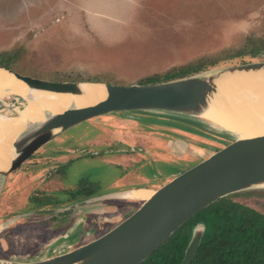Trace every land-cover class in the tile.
Instances as JSON below:
<instances>
[{"label": "rangeland", "instance_id": "rangeland-1", "mask_svg": "<svg viewBox=\"0 0 264 264\" xmlns=\"http://www.w3.org/2000/svg\"><path fill=\"white\" fill-rule=\"evenodd\" d=\"M248 36H264V0H0V51L21 48L26 69L72 78L138 83L144 76L238 47ZM4 109L0 112L17 117L24 106ZM200 138L152 122L144 113L84 121L65 130L6 179L0 197V259H44L51 256L50 248L77 246L111 230L143 200L113 195L66 214L20 216L34 207L70 204L68 190L83 179L97 196L155 190L220 145L213 139L202 145ZM111 148L125 149L108 152ZM44 157L53 160L44 163ZM53 166L62 184L48 176L42 184V174ZM40 187L61 190L50 203L36 207L29 201ZM248 191L253 193L239 200L264 211V189Z\"/></svg>", "mask_w": 264, "mask_h": 264}, {"label": "water", "instance_id": "water-1", "mask_svg": "<svg viewBox=\"0 0 264 264\" xmlns=\"http://www.w3.org/2000/svg\"><path fill=\"white\" fill-rule=\"evenodd\" d=\"M0 70L12 75L29 92L83 95L85 92L81 88L82 84H100L104 85L107 94L104 100L83 107L72 105L58 113L45 110L46 117L42 122L28 125L18 136L19 150L13 158L0 162V180L22 169L62 132L89 120L124 117L129 113H162L191 118L199 124L218 128L221 130L219 134H225L231 139L229 143H224L212 136L181 130L201 137L202 140L199 141L202 145L205 139H213L220 145L197 164L174 174L166 183L152 189V195L143 200L136 210L101 236L44 259L29 262L0 259V264H141L198 211L231 194L264 189V133L241 137L214 126L203 117L212 100L220 93L222 81L242 74L264 72V60L224 66L159 83L129 85L51 81L23 75L3 65H0ZM225 94L223 101L226 104ZM5 104L25 107L28 100L12 93L0 97V111L8 109ZM116 194L118 193L93 197L65 209L36 210L20 217L61 212ZM204 232L203 223H197L192 228L190 241L180 264H191Z\"/></svg>", "mask_w": 264, "mask_h": 264}, {"label": "trees", "instance_id": "trees-1", "mask_svg": "<svg viewBox=\"0 0 264 264\" xmlns=\"http://www.w3.org/2000/svg\"><path fill=\"white\" fill-rule=\"evenodd\" d=\"M21 60V48L0 51V65L23 75L62 82L79 80L131 84L100 76L72 78L59 73H39L26 69ZM258 60H264V36H248L238 47L198 57L162 73L144 76L138 84L175 80L224 65H238ZM144 115L150 121L163 122L174 130L212 136L224 143L231 141L225 134L211 131L191 118L158 113ZM252 193L246 191L231 194L198 211L141 264H180L190 241L192 228L197 223L205 225V232L191 264H264V211L239 200L240 197ZM84 194V197L94 195L91 189ZM32 198L35 200L36 196ZM75 199L78 198L74 197L72 200Z\"/></svg>", "mask_w": 264, "mask_h": 264}, {"label": "bare ground", "instance_id": "bare-ground-1", "mask_svg": "<svg viewBox=\"0 0 264 264\" xmlns=\"http://www.w3.org/2000/svg\"><path fill=\"white\" fill-rule=\"evenodd\" d=\"M220 83V93L210 103L203 117L214 126L234 132L241 137L264 133V72L242 74ZM224 85V86H223ZM85 94H57L46 91H32L8 72L0 70V97L6 92L23 96L28 100L17 117H9L0 112V162L11 160L19 150L17 139L28 125L37 124L45 119L44 111L62 112L76 105L83 107L106 98L104 85L82 84ZM224 88V89H223ZM226 93V94H225ZM226 96L227 103L223 101ZM5 107H8L4 105ZM153 193L152 189H134L116 194V196L145 200ZM5 224V223H4Z\"/></svg>", "mask_w": 264, "mask_h": 264}, {"label": "flooded vegetation", "instance_id": "flooded-vegetation-1", "mask_svg": "<svg viewBox=\"0 0 264 264\" xmlns=\"http://www.w3.org/2000/svg\"><path fill=\"white\" fill-rule=\"evenodd\" d=\"M24 132V131H23ZM124 149L125 148H121V149H113V148H111L110 150H108V152H114V151H124ZM137 149H139V148H134L133 146H129V148H128V150H137ZM52 157H44L43 158V162L44 163H48V162H51L53 159H51ZM94 158V157H93ZM102 158V157H101ZM62 161H64V160H60V161H57L58 163H62ZM56 162V161H55ZM65 162V161H64ZM118 165L120 166V167H122V164L120 163H118ZM54 168H52V170L50 169V170H48L47 172H45L44 174H42L43 176H42V179H41V183L42 184H44V182H45V180H46V178H47V176L48 177H50L51 179H53L54 180V183H55V185H57L58 183L61 185L62 183H61V181H59L58 179H56L55 178V171H56V166H53ZM48 174V175H47ZM48 180V179H47ZM6 183V182H5ZM5 183L4 184H1L0 183V197H1V192H2V190H3V188H4V186H5ZM37 190H38V194H33V196H30L31 197V201H29V202H34V204L36 205V207H38V206H40L41 204H47V203H50L51 202V198L53 197V193H55L56 191H59V190H61V188H57V189H54V188H51V189H46V188H42V187H40V188H37ZM88 190H90V187H88L86 184H85V180L83 179V180H81L80 181V183L76 186V187H74L72 190L70 189V190H68V192H67V200H69V201H72L70 204H65V205H63V206H59V207H56V208H54V209H65V208H67V207H69L70 205H74V204H76V203H79V202H81V201H84V200H87V199H90V198H93V197H98L97 195H92V196H90V197H84L85 196V192H87ZM91 190H93V189H91ZM127 191V190H126ZM123 192V191H122ZM116 193H119V192H116ZM52 194V195H51ZM34 196H36V198H35V200L36 201H34L33 200V198L32 197H34ZM74 197H76V198H78V199H75V200H72ZM125 199H127V198H125ZM42 201L41 202V204L40 203H38L37 201ZM130 200H135V199H130ZM46 201V202H45ZM38 204H40V205H38ZM54 209H40V208H35L34 207V209H32V210H29L30 212H33V211H36V210H54ZM74 209V208H73ZM73 209H69V210H63V211H61V212H53V213H51L52 215H57V214H66V213H69L70 211H72ZM30 212H28V213H30ZM3 218H5V217H3ZM3 218H1V219H3ZM6 219V218H5ZM8 219V218H7ZM6 221V220H5ZM102 234H100V235H98L97 237H99V236H101ZM93 239H95V238H93ZM90 240V239H89ZM92 240V239H91ZM63 241H66V240H63ZM84 243H86L85 241L83 242V243H81V244H78V245H82V244H84ZM77 245V246H78ZM76 245H73L72 243L71 244H69V245H67V246H60V249L59 250H57L58 249V247H55V248H50V250L48 251V253L47 254H51V256H53V255H57V254H61V253H64V252H67V251H69V250H71V249H73V248H75V247H77Z\"/></svg>", "mask_w": 264, "mask_h": 264}, {"label": "crops", "instance_id": "crops-1", "mask_svg": "<svg viewBox=\"0 0 264 264\" xmlns=\"http://www.w3.org/2000/svg\"><path fill=\"white\" fill-rule=\"evenodd\" d=\"M1 110V109H0ZM23 133V132H22ZM22 133H20V134H22ZM19 134V135H20ZM12 174H14V173H11V174H9V175H7L3 180H0V183L1 184H4L5 182H6V179L8 178V176H10V175H12ZM144 189H149V188H144ZM134 190V189H133ZM136 190V189H135Z\"/></svg>", "mask_w": 264, "mask_h": 264}, {"label": "built area", "instance_id": "built-area-1", "mask_svg": "<svg viewBox=\"0 0 264 264\" xmlns=\"http://www.w3.org/2000/svg\"><path fill=\"white\" fill-rule=\"evenodd\" d=\"M6 106H8L9 107V105L11 106V107H16V106H18V105H15V104H5Z\"/></svg>", "mask_w": 264, "mask_h": 264}]
</instances>
